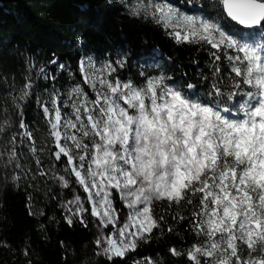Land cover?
I'll use <instances>...</instances> for the list:
<instances>
[{
  "label": "snow or ice",
  "instance_id": "1",
  "mask_svg": "<svg viewBox=\"0 0 264 264\" xmlns=\"http://www.w3.org/2000/svg\"><path fill=\"white\" fill-rule=\"evenodd\" d=\"M212 7L218 11L211 18L186 14L167 3L129 8L130 15L161 25L178 44L208 46L212 74L220 78L203 97L194 85L188 84L193 91L186 93L175 83L166 84L163 76L148 77L143 85L109 80L116 71L113 62L97 69L87 58L79 62V71L94 98L79 86L64 100L59 89H46L47 95L36 98L51 157L66 165L65 172L86 194L63 204L65 220L71 226L73 218L85 224L86 213L94 217L97 254L108 260L124 258L137 249L138 241L150 237L159 227L153 202L167 201L197 209L192 212L193 231L201 239L186 253L193 264H202L201 258L203 264H264V0H215ZM221 20L232 27L226 30ZM125 62L126 54H118L115 63L123 67ZM40 72L43 79H55L44 69ZM32 88L28 77L12 97L14 110L30 98ZM5 123L7 119L0 122V132ZM18 127L21 131L7 142L14 147L0 152L7 156L3 167L24 173L26 165L15 148L19 135L29 142L36 174L47 175L39 155L45 149L37 147L23 118ZM49 170L68 188L64 175L54 166ZM20 178L13 172V181ZM114 191L128 209L123 222ZM109 225L112 231L105 234ZM148 264L154 262L148 259Z\"/></svg>",
  "mask_w": 264,
  "mask_h": 264
},
{
  "label": "trees",
  "instance_id": "2",
  "mask_svg": "<svg viewBox=\"0 0 264 264\" xmlns=\"http://www.w3.org/2000/svg\"><path fill=\"white\" fill-rule=\"evenodd\" d=\"M133 1L0 0V109H6L0 113V122L8 121L0 132V152L12 148L7 144L8 129L18 133L23 118L37 147L45 149L39 155L44 170L48 169L45 176L36 174L37 165L26 146L29 142L19 135L15 148L20 163L26 165L24 173L11 166L4 168L7 156H0V264H134V261L148 264V259L154 264H193L186 253L201 237L193 231L192 212L197 209L191 206L154 201L152 214L159 227L146 240L138 241L134 252L112 260L97 254L93 242L97 228L94 217L86 213L85 224L73 218L70 226L56 206L61 187L49 168L54 166L63 174L66 165L51 157L44 135L45 121L35 101L37 96L47 95L46 89L67 92L74 86L94 98L90 83L81 76L78 61L91 58L100 69L111 60L116 71L107 77L109 80L118 78L143 85L148 77L163 76L166 84L175 83L186 93L193 91L187 85H194L201 97L220 78L212 74L208 46L176 43L151 18L130 15ZM149 1H168L186 13L209 18L218 11L212 7L215 0H194L191 4L188 0ZM220 23L226 30L232 27L230 21ZM118 54H126L123 67L115 63ZM53 60L55 64L50 63ZM60 64L65 67L59 68ZM41 69L55 79L41 78ZM28 77L33 83L31 96L19 101L21 108L14 110L12 97ZM13 172L21 178L13 181ZM64 189L69 192V188ZM114 205L121 213L122 206L116 197ZM173 248L182 254L173 255L170 251Z\"/></svg>",
  "mask_w": 264,
  "mask_h": 264
},
{
  "label": "rangeland",
  "instance_id": "3",
  "mask_svg": "<svg viewBox=\"0 0 264 264\" xmlns=\"http://www.w3.org/2000/svg\"><path fill=\"white\" fill-rule=\"evenodd\" d=\"M149 2H151V3H167V4H171V5H173L172 3H170V2H168V1H149V0H146V1H137V0H135V1H133L132 2V4H131V6H139V5H141V4H147V3H149ZM174 6V5H173ZM174 7H176V6H174ZM180 11H182V12H184L183 10H180ZM184 13H186V12H184ZM186 14H189V13H186ZM189 15H191V14H189ZM81 61V60H80ZM80 61H78V66H79V62ZM81 76L83 77V79L85 80V76H84V74H82L81 73ZM92 78V77H91ZM93 79V78H92ZM88 83V82H87ZM73 87H70L69 89H68V91L67 92H60V94H61V100H64V99H67V94L71 91V89H72ZM93 94H95L94 93V91H93ZM69 103H71V101H69ZM64 111H69L68 109H64ZM19 126V125H18ZM15 131V130H14ZM14 131H13V129L11 128V129H8V139L9 140H11V138H12V135L14 134ZM21 130L19 129L18 130V133L20 132ZM18 143V141L16 140V143H15V145ZM8 145H10L11 147H13L14 145L13 144H10V143H7ZM55 150V149H54ZM64 159H66V158H64ZM47 166V165H46ZM45 170H47L48 171V169H47V167H46V169ZM67 173V172H66ZM65 172H63V174L62 173H58V174H60V175H64L65 176V178L68 180V183H69V186H68V188H69V192L67 191V190H65L64 189V187H63V184L58 180V179H56V177H55V175L53 174V177H54V179H55V181H56V183L61 187V191H59V193H58V198H57V202H56V206L60 209V212L63 214V216L65 217L66 215H68V213H67V210L63 207V204L65 203V202H67L68 200H71L72 198H73V196H75V195H79V196H81L82 198H84L85 196H86V194L83 192V189L75 182V177L74 176H72V175H70V177H68V175L66 174ZM114 200H115V197H116V199L119 201V203L121 204V206H122V210H121V213L119 212V215L122 217L121 218V222H123V218L126 216V214H127V212H128V209H126L124 206H123V203L119 200V197L115 194V191H114ZM84 203H85V206L86 207H89V205L87 204V201L85 200L84 201ZM95 219V218H94ZM96 222V221H95ZM117 227H119V224L117 225ZM103 231L105 232V234H107V233H109V232H111L112 231V226L111 225H109V227L107 228V229H103ZM96 236H97V228H96V231H95V234H94V238H93V242H94V240L96 239Z\"/></svg>",
  "mask_w": 264,
  "mask_h": 264
},
{
  "label": "water",
  "instance_id": "4",
  "mask_svg": "<svg viewBox=\"0 0 264 264\" xmlns=\"http://www.w3.org/2000/svg\"><path fill=\"white\" fill-rule=\"evenodd\" d=\"M53 151H55V150H53Z\"/></svg>",
  "mask_w": 264,
  "mask_h": 264
}]
</instances>
